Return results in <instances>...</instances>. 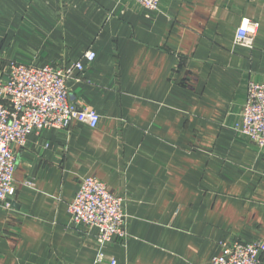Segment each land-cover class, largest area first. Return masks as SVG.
<instances>
[{
  "label": "crops",
  "instance_id": "crops-1",
  "mask_svg": "<svg viewBox=\"0 0 264 264\" xmlns=\"http://www.w3.org/2000/svg\"><path fill=\"white\" fill-rule=\"evenodd\" d=\"M258 24L252 48L236 43ZM95 53L88 65L84 55ZM96 128L32 133L0 204V264H213L264 243V149L237 131L264 80V0H0V81L13 64L68 69ZM95 177L125 199L128 238L98 260L69 204ZM264 260V254L261 256Z\"/></svg>",
  "mask_w": 264,
  "mask_h": 264
},
{
  "label": "built area",
  "instance_id": "built-area-1",
  "mask_svg": "<svg viewBox=\"0 0 264 264\" xmlns=\"http://www.w3.org/2000/svg\"><path fill=\"white\" fill-rule=\"evenodd\" d=\"M147 10H158L161 0H133ZM247 21V24L244 22ZM237 29L236 43L252 48L258 24L245 20ZM88 65L95 53L84 55ZM8 79L0 81V204L9 206L16 193L15 172L17 148L26 146L32 133L46 129H69L73 124L96 128L99 114L70 98L68 82L74 70L83 73L85 66L35 68L20 64L10 67ZM237 131L253 145L264 149V80L248 84L247 99L240 113ZM125 199L111 193L106 183L86 177L68 211L72 223L84 226L88 232L97 230L98 260L105 259L104 249L114 238L126 241L127 216ZM264 243L235 242L224 245L223 254L213 258V264H264ZM116 264L115 260H110Z\"/></svg>",
  "mask_w": 264,
  "mask_h": 264
},
{
  "label": "snow or ice",
  "instance_id": "snow-or-ice-1",
  "mask_svg": "<svg viewBox=\"0 0 264 264\" xmlns=\"http://www.w3.org/2000/svg\"><path fill=\"white\" fill-rule=\"evenodd\" d=\"M244 23L247 24V21H245Z\"/></svg>",
  "mask_w": 264,
  "mask_h": 264
}]
</instances>
